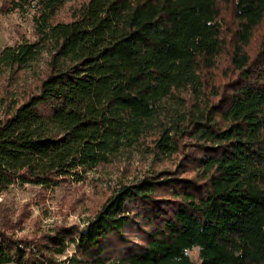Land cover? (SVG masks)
<instances>
[{"label":"trees","instance_id":"trees-1","mask_svg":"<svg viewBox=\"0 0 264 264\" xmlns=\"http://www.w3.org/2000/svg\"><path fill=\"white\" fill-rule=\"evenodd\" d=\"M225 1L5 6L31 5L36 35L0 50L18 85L0 95V191L51 189L136 150L154 159L83 227L28 237L1 223L0 264H66L70 244L71 264H264V33L249 50L264 0L233 1L238 74L214 100L205 72L227 47Z\"/></svg>","mask_w":264,"mask_h":264},{"label":"rangeland","instance_id":"rangeland-1","mask_svg":"<svg viewBox=\"0 0 264 264\" xmlns=\"http://www.w3.org/2000/svg\"><path fill=\"white\" fill-rule=\"evenodd\" d=\"M233 1L226 0L222 7L227 47L221 53L217 66L205 72V80L209 84L208 91L214 94V100L219 99L228 89L227 83L238 74L230 53L237 26ZM10 3L11 0H0V50L6 45L25 39L33 40L36 35L33 7L28 5L25 10L4 12L5 6ZM263 33L264 21L257 28L249 46L251 54L256 53ZM26 77L27 81L32 80L31 76ZM15 81L14 74L9 72L0 74V95L5 93L6 86H14ZM20 81L22 83L24 78L22 77ZM16 86L18 85L14 87ZM153 159L152 154L136 150L131 155H122L112 163L88 170L83 179L74 177L51 189L31 183L10 185L0 191V226L4 221L13 222L15 234L28 237L40 236L59 225L76 224L83 227L114 187L121 182H130L134 176L143 175L152 167ZM74 253L75 246L70 244L63 254L57 256V259L60 263L66 259V264H71L67 259ZM189 253L193 259L199 258L198 247L190 249Z\"/></svg>","mask_w":264,"mask_h":264}]
</instances>
